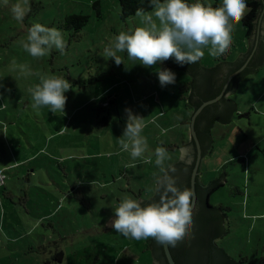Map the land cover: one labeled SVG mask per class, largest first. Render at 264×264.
I'll list each match as a JSON object with an SVG mask.
<instances>
[{"label":"rangeland","instance_id":"obj_1","mask_svg":"<svg viewBox=\"0 0 264 264\" xmlns=\"http://www.w3.org/2000/svg\"><path fill=\"white\" fill-rule=\"evenodd\" d=\"M17 5L23 21L14 18ZM71 13L88 14L89 22L68 27ZM37 22L61 30L63 55L53 49L33 58L21 47ZM138 25L135 15L121 18L119 0H0V171L7 170L0 187V264H152L150 238H126L113 228L99 233L122 197L149 198L161 175L154 156L146 164L121 151L125 109L144 117L149 150L165 147L166 164L176 161L175 146L191 139L192 79L184 69L173 71L174 84L161 87L154 70L147 74L151 67L126 53H118L119 66L104 58L109 41ZM248 50L241 21L225 54L213 57L205 48L198 63L213 69ZM37 74L71 83L64 112L32 109L28 88L39 83ZM229 97L238 113L229 124L215 121L199 177L208 184L224 173L210 195L212 205L230 208L228 233L218 243L235 259L264 264V65L241 78ZM131 163L136 166H126Z\"/></svg>","mask_w":264,"mask_h":264},{"label":"clouds","instance_id":"obj_2","mask_svg":"<svg viewBox=\"0 0 264 264\" xmlns=\"http://www.w3.org/2000/svg\"><path fill=\"white\" fill-rule=\"evenodd\" d=\"M148 3L150 12L136 9L138 26L120 31L109 41L104 49L105 59L112 58L119 66L124 62L118 53H126L129 60L149 68L169 59H174L181 66L197 63L204 56L205 48L209 55L218 57L229 50L234 25L245 18L248 8L246 0H222L217 6L203 0L195 3L188 0H148ZM12 12L17 21H23L25 13L18 5L12 8ZM20 44L33 58H42L53 49L63 55L67 47L60 29L39 22L28 28L27 37ZM25 68L21 66L20 71ZM37 75L39 83L28 88L32 109L38 112L41 107H47L53 114L64 112L65 93L71 89V83L64 77ZM157 76L161 87L174 84L176 80L175 72L169 68H158ZM125 114V126L118 140L120 149L128 152L132 161L149 164L155 157L154 163L161 173L156 182L159 199L142 203L130 196L122 197L114 209L112 228L126 238H152L159 245L175 247L191 235V190L177 185L176 169L166 164L171 157L165 147L149 150L147 138L142 135L146 126L144 117L133 113L130 108L125 109ZM167 131L160 128L161 134ZM126 166L135 167L136 164Z\"/></svg>","mask_w":264,"mask_h":264},{"label":"water","instance_id":"obj_3","mask_svg":"<svg viewBox=\"0 0 264 264\" xmlns=\"http://www.w3.org/2000/svg\"><path fill=\"white\" fill-rule=\"evenodd\" d=\"M260 3L257 18L252 22L254 30L249 39L248 52L237 57L232 63H222L213 69L204 70L197 63L177 64L174 59L164 61L151 67L147 74L158 68H169L172 71L184 69L192 79L190 100L195 106L191 116V139L178 151V163L173 166L176 171L177 185L191 190L192 226L191 235L177 243L175 247L167 244L159 245L153 239L150 245L152 264H236L220 248L214 246V240L223 232V215L219 210L209 208L207 194L215 186L223 183L224 173L217 181L204 187L200 181L199 169L201 162L211 144L210 127L214 120L229 124L235 116L234 107L225 97L232 94L241 78L253 74L264 65V43L261 34L264 31V0H248ZM245 115V114H244ZM159 199V193L148 201ZM103 233L112 229L111 221Z\"/></svg>","mask_w":264,"mask_h":264},{"label":"trees","instance_id":"obj_4","mask_svg":"<svg viewBox=\"0 0 264 264\" xmlns=\"http://www.w3.org/2000/svg\"><path fill=\"white\" fill-rule=\"evenodd\" d=\"M99 2H95L96 5H98ZM119 3H120V15H121V18L122 19H127L128 17H131V16H134L135 15V12H136V9L137 8H143L145 11H150L151 8L149 6V3H148V0H119ZM246 3L249 7V10L248 12L245 14V18L242 19V24L246 27V37L248 38V40L250 39L252 33H253V30H254V27H253V24L252 22L257 18V15H258V11H259V7H260V3H257L255 1H248L246 0ZM99 7V6H98ZM99 12V11H98ZM89 19H90V16L88 14H85V13H71V14H68L67 17H66V21H67V26L70 27L72 24L75 25V28L78 30L82 27H84L88 22H89ZM243 56V55H242ZM170 60V59H169ZM225 63V62H224ZM231 63V62H230ZM197 64L203 68L202 64L201 63H198ZM203 69H206V68H203ZM226 101H228L229 103H231L234 107V111L237 112L238 108H237V104H236V101L232 98V97H225ZM115 99H110V102L109 103H113ZM106 102V101H105ZM190 103H191V108H192V114L193 112L195 111V106L193 105V103L191 102L190 100ZM191 114V115H192ZM191 121V117L189 119V123ZM216 120H214L211 124V127H210V137H211V142H212V127L214 126V123H215ZM190 141L189 138H186L184 139L183 143L180 144V145H176L175 146V149L177 151H179V149L184 146V144L188 143ZM211 146V144H210ZM178 163V157L176 159V161L174 162H171L169 163L168 165H171L172 167L175 166L176 164ZM7 170H4V172L6 173ZM200 173V171H199ZM161 175H159L160 177ZM6 179H7V174H6ZM5 179V180H6ZM158 179V178H157ZM157 179H156V182H157ZM219 178L215 179V180H212L211 182H209L208 184H205L201 181L202 185L204 187H208L210 184L214 183L215 181H217ZM156 184V183H155ZM223 183L215 186L212 190H210L207 194V198H209V196L212 194V192H214L216 189H218L220 186H222ZM155 192H156V185H155V189H154V192H152V195L149 196V198L147 199H144V201H148L150 200L154 195H155ZM207 205L209 206V208H212V209H216V210H219L222 215H223V228H224V232L223 234L216 238L214 240V246L216 248H220L222 249V251L228 256L229 260L233 263H236V264H248L247 260L246 259H235L233 258L227 251L224 247H222L219 243H218V239L221 238V237H224L227 233H228V229H227V219H228V214H227V211L230 209L228 206H223V205H218V206H214L210 203V199H209V203L207 202ZM152 238L149 239V246L151 245V242H152ZM61 253L60 255L58 256V258L61 260ZM49 264V263H47Z\"/></svg>","mask_w":264,"mask_h":264},{"label":"built area","instance_id":"obj_5","mask_svg":"<svg viewBox=\"0 0 264 264\" xmlns=\"http://www.w3.org/2000/svg\"><path fill=\"white\" fill-rule=\"evenodd\" d=\"M6 179V173L4 172V170L0 171V187L3 185V183L5 182Z\"/></svg>","mask_w":264,"mask_h":264},{"label":"crops","instance_id":"obj_6","mask_svg":"<svg viewBox=\"0 0 264 264\" xmlns=\"http://www.w3.org/2000/svg\"><path fill=\"white\" fill-rule=\"evenodd\" d=\"M226 97H229V95H227ZM238 108V107H237ZM238 113V110H237V112H235V114H237Z\"/></svg>","mask_w":264,"mask_h":264}]
</instances>
